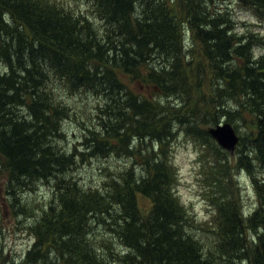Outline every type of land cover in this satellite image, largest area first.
I'll return each mask as SVG.
<instances>
[{"label": "trees", "instance_id": "16d2710c", "mask_svg": "<svg viewBox=\"0 0 264 264\" xmlns=\"http://www.w3.org/2000/svg\"><path fill=\"white\" fill-rule=\"evenodd\" d=\"M90 1L102 28L59 1L0 0V168L20 190L44 180L57 188L31 227L35 242L26 262L264 264V173H252L254 165L264 171V56L254 57L257 38L237 33L220 0ZM240 1L264 23V0ZM186 36L200 47L192 76ZM132 82L154 95L135 93ZM62 88L105 98L96 130L81 143L90 151L63 154L54 146L70 113ZM17 108L27 116H17ZM225 118L236 131L244 128L236 164L209 146V128ZM181 130L208 146L214 161L204 173H213L205 181L215 215L201 224L176 194L170 141ZM85 152L127 155L133 166L116 170L104 191L86 189L69 176ZM243 164L258 201L248 216L233 177ZM139 197L149 201L145 213ZM97 223L119 238L125 256L105 251L113 247L106 237L86 234Z\"/></svg>", "mask_w": 264, "mask_h": 264}, {"label": "rangeland", "instance_id": "374dc122", "mask_svg": "<svg viewBox=\"0 0 264 264\" xmlns=\"http://www.w3.org/2000/svg\"><path fill=\"white\" fill-rule=\"evenodd\" d=\"M50 1H59L58 3L67 7L77 17L85 15L97 26L103 27V21L94 11L93 3L90 0ZM219 5L221 12L236 25L237 33L241 35L251 33L257 38L258 42L253 50V54L255 58L263 57L264 23L250 11L253 8L250 5H243L240 0H220ZM101 34H104L103 30ZM186 39H188L185 45L187 61H192L191 70L187 71L192 76L196 73L195 71L199 64L200 47L191 36H186ZM0 71L2 73L5 72V66L1 60ZM202 83L203 81L200 82V84ZM130 88L137 94L139 93L149 97L154 95L152 88L146 90L138 82H132ZM195 90L193 99H195L197 93H204L208 88L205 85L204 90L202 87L200 89L196 87ZM60 95L64 98L67 97L66 100L70 105V113L68 118L61 121L60 132L62 136L56 139L54 146L63 154L67 152L76 154L85 151L84 149L90 151L82 146L81 143L85 135L90 136V132L87 130H96L99 123V120L95 121L96 115L99 113L96 108L104 103L105 98L97 97L92 93L71 94V92H67L63 88L60 91ZM171 101L175 100L173 99ZM16 114L17 116H27V112L20 108H17ZM223 123H228L226 118L221 119L219 124ZM234 124L238 126L236 122ZM243 132L244 128L237 127V133L240 138L243 137ZM170 142L172 151V154H170L171 161L178 173L176 194L180 198L181 205L189 210L198 224L208 222L215 215V208L210 205L207 199L209 193L211 195V189L207 188L209 179L205 181V178L211 177L213 173L209 171L204 173L205 169L213 167L214 161L212 160L211 150L208 146L201 145V142L197 138L188 137L183 130L177 132ZM209 146L214 151H221L220 159L224 156L223 153H226L227 159L235 164L240 157V150H243L241 139L233 156L224 151L212 137ZM75 147H77V150H75ZM133 147H136V144ZM129 165L133 166L132 160L128 159L127 155H111L110 157H106L105 155H89L85 152V156L83 159L77 161L74 172L69 176L86 189H101L104 191L108 187L109 181L115 171ZM242 167L244 168V164L234 168L233 177L236 181V186L241 190L244 215L248 216L255 209L258 201L253 185V177L250 176V173L248 174L246 171L239 170L243 169ZM137 169L139 172L141 171L139 168ZM252 173L253 175H262L264 171L259 166L254 165ZM54 185V180L37 181L27 184L23 190H20V186L16 181L10 183L3 173V168H0V264L31 263L26 262L27 255L33 251V244L35 242L31 227L35 225L37 215L41 214V209L49 206L53 202L55 194L57 193V188L55 189ZM139 205L144 213L150 208L149 201L143 197H139ZM195 232L199 237L204 234L201 230H196ZM86 234L95 235L97 241L106 237L113 247L109 248L106 246L104 247L105 251L109 252L113 250L117 255H121V257L128 253L119 238L116 236L113 237L114 233L110 229H106V225L104 224L97 223L93 225L92 229L86 231ZM102 253L98 252L97 255H102ZM53 258L54 255L50 257V260ZM111 264L122 263L116 260L112 261ZM241 264L248 263L242 262Z\"/></svg>", "mask_w": 264, "mask_h": 264}, {"label": "water", "instance_id": "95a60500", "mask_svg": "<svg viewBox=\"0 0 264 264\" xmlns=\"http://www.w3.org/2000/svg\"><path fill=\"white\" fill-rule=\"evenodd\" d=\"M216 143L230 155H234L240 142V136L230 123H223L208 130Z\"/></svg>", "mask_w": 264, "mask_h": 264}, {"label": "bare ground", "instance_id": "6f19581e", "mask_svg": "<svg viewBox=\"0 0 264 264\" xmlns=\"http://www.w3.org/2000/svg\"><path fill=\"white\" fill-rule=\"evenodd\" d=\"M92 3H93V2H92ZM230 14H231V13H230ZM96 28H97V27H96ZM249 31H250V30H249ZM244 35H245V34H244ZM4 42H5V41H4ZM15 49H16V48H15ZM66 98H67V97H66ZM66 98H65V99H66ZM73 100H74V99H73ZM222 109H223V108H222ZM98 120H99V119H98ZM65 145H66V144H65Z\"/></svg>", "mask_w": 264, "mask_h": 264}]
</instances>
